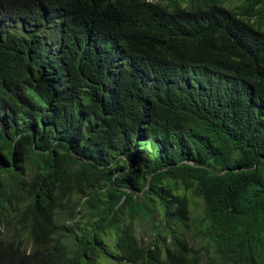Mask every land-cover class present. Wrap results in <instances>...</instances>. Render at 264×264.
<instances>
[{"label": "trees", "instance_id": "obj_1", "mask_svg": "<svg viewBox=\"0 0 264 264\" xmlns=\"http://www.w3.org/2000/svg\"><path fill=\"white\" fill-rule=\"evenodd\" d=\"M0 264H264V0H0Z\"/></svg>", "mask_w": 264, "mask_h": 264}, {"label": "clouds", "instance_id": "obj_2", "mask_svg": "<svg viewBox=\"0 0 264 264\" xmlns=\"http://www.w3.org/2000/svg\"><path fill=\"white\" fill-rule=\"evenodd\" d=\"M74 30V28H73ZM72 30V31H73ZM113 43L115 44L114 46V53L111 57V61L110 63L114 65V70L111 71V74L106 75L107 77H115L121 70V65H122V59L124 58V50H121L118 46H117V41H113ZM98 47L101 48V54H102V49H103V45L102 44H98Z\"/></svg>", "mask_w": 264, "mask_h": 264}, {"label": "rangeland", "instance_id": "obj_3", "mask_svg": "<svg viewBox=\"0 0 264 264\" xmlns=\"http://www.w3.org/2000/svg\"><path fill=\"white\" fill-rule=\"evenodd\" d=\"M196 207V206H195ZM158 212V211H157Z\"/></svg>", "mask_w": 264, "mask_h": 264}]
</instances>
